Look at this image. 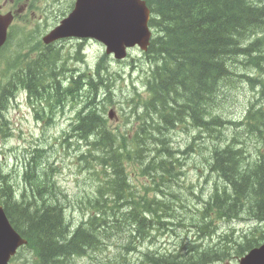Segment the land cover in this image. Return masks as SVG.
<instances>
[{
  "label": "trees",
  "instance_id": "1",
  "mask_svg": "<svg viewBox=\"0 0 264 264\" xmlns=\"http://www.w3.org/2000/svg\"><path fill=\"white\" fill-rule=\"evenodd\" d=\"M147 1L158 16V22L153 20L152 24L156 27L159 26L158 35L152 41L148 54L151 58L159 56L160 64L153 73L152 95L145 105L146 110L150 113L138 116L145 127L144 131L146 132L143 134L150 137L159 131L160 123L150 117V114L154 112L160 115L163 126H170L173 121L184 119L188 109L193 108V105H196V108L201 107V117L189 115L197 121L201 120L202 128L205 130V132L203 131L204 145L210 155L208 164L211 171L205 170L203 176L205 178L207 173L217 175L221 183L214 185L208 200H203L201 205L197 202L194 209L186 204L191 202V198L187 197L179 200L182 211L177 206L178 202H175L177 211L170 212L167 208L168 198L166 196L168 194L165 191L159 194V182L156 181V178H162L163 182L168 179H178V176L183 174L181 171L184 169L185 163L183 164L178 159V155L173 156L174 151H170L162 143H149L152 149L155 147L150 153L151 148L148 147V143L136 140L132 144L127 142L126 137L119 138L107 131L104 119L99 114L101 107L96 98L98 90L105 85L107 75L104 70L97 68L96 76L89 81L91 110L87 114L78 116L79 120L76 123L75 131L82 139L91 140L87 143L90 147L88 154H101L102 160L107 161V165L104 164V166L110 179L103 188L96 192L91 207L87 208L90 211L87 220H82L77 226H73L64 211V225L61 224V216L57 212L59 206L57 201L54 202L56 211L44 209L42 215L39 216L36 212L30 213L28 208H20L31 202L33 193L37 198H41L42 194L59 197L64 204L65 196L62 191L58 189V194L50 193L48 192L49 185L41 186L38 182L29 188L33 192L31 195L26 194V199H23L22 195L18 200L8 199L7 210L16 218L18 223L16 228L27 233L29 247L34 251L38 264H77L78 259L90 256L93 251L102 248L104 250L106 243L114 240L124 241L126 243L124 248L133 250L137 245L152 243L149 239L154 238L151 231L155 229L175 234L178 229L187 225L183 217H186L188 231L194 230L198 236L184 237L179 246L175 244L173 251L161 252L147 249L140 252L141 257L135 260L129 254L120 252L112 260H109L108 264H215L229 257L221 249L227 247L232 239L229 236H222L221 241L207 248H203L201 244L197 243L198 240L203 241L201 237L208 235L214 219H229L230 214L235 212L233 207L242 208L247 202H251L253 205L245 207L250 209L247 213L250 216H256L255 220L264 223V190L258 184L260 183L259 172L254 171L255 168L264 167V125H260L264 122V105L262 104L264 99V64L258 63V57L263 58L264 56V47L261 48L262 41L259 39L253 40L255 36L264 33V0ZM244 5L246 7L242 11ZM206 8H212L213 12L208 11L206 14L204 11ZM219 9L220 11H218ZM231 12H238L240 20L233 18ZM246 14L258 21L250 18L243 23ZM180 36L183 38L180 39ZM48 50L49 48L45 51ZM250 53H258L252 60L254 65L251 68L257 71L260 78H253L239 70L244 66L241 60L246 61V57ZM219 57L224 58L227 62L226 67L217 65ZM51 60L56 59L43 53V58L33 61L29 70L24 74L25 82L31 87H36L40 67H44L45 79L56 76V69L50 65ZM237 63L238 65H236ZM60 64L62 68L59 69L60 86L57 100L63 104L69 99L75 100L84 85L73 76L69 79L64 78L65 67L62 62ZM243 68L248 69L250 66L247 65ZM206 69L210 72L214 71L203 77L205 81H202ZM217 72H221V74L216 77L215 73ZM185 73L188 75L187 79L184 77ZM237 75L236 81L245 78L256 89L257 97L250 102L246 123L235 125L237 133H239L219 140L223 135L222 129L227 124L219 111L223 99H227L222 96L228 90V86H232ZM163 77L167 79L165 85L162 83ZM186 82L194 83L195 93L190 92V88L185 85ZM208 86H213L215 91L207 90ZM159 89L162 91L160 92ZM204 90L205 92H203ZM192 94L195 95V102ZM46 95L48 97L47 93ZM1 96L0 129L2 133L7 134L9 125L5 121V112L9 108L12 97L10 93L7 95L2 93ZM55 100V96L49 97L50 103ZM178 105H181L180 110H177ZM242 132L248 134H240ZM253 132H258L260 135L256 137ZM100 133H103L104 136L98 137ZM243 135L254 136L258 139L252 138L253 153L249 150L251 147L242 143ZM191 149L187 148L181 153L188 154ZM199 150L200 147L197 145L195 154H198ZM135 155L139 158L138 166L142 172L140 175L150 181L153 180L154 187L144 185V190L140 191L132 184L136 174L128 175L126 173L123 167V158ZM144 155L151 157L153 163L146 165L143 160ZM223 155L226 156L224 158L231 159L233 163L223 166ZM93 157L98 159L100 156L93 155ZM35 168H37V164ZM156 170H159V173L154 175L153 172ZM248 176L251 180L246 179ZM205 180L208 179L205 178ZM249 182L256 188L255 191L251 190L250 197L244 194ZM179 186L181 187V185ZM150 190H154L157 195H150ZM226 190L233 197L231 203L233 207L229 210L223 207L224 203L228 201ZM163 193L167 195L164 197ZM4 194L6 197V190ZM189 195H193L197 201L200 200V197L191 191H189ZM16 201H19V204H16ZM126 204L128 206L121 209ZM46 207L50 209L49 206ZM67 227L73 228L71 234H68L69 228L67 229ZM244 238L253 243L240 255L258 245L261 240L254 233L246 235ZM190 249L199 254L198 262H194L193 259L187 260L191 255ZM182 251H186V253L181 254ZM180 258L181 261H179Z\"/></svg>",
  "mask_w": 264,
  "mask_h": 264
},
{
  "label": "rangeland",
  "instance_id": "2",
  "mask_svg": "<svg viewBox=\"0 0 264 264\" xmlns=\"http://www.w3.org/2000/svg\"><path fill=\"white\" fill-rule=\"evenodd\" d=\"M70 5V2L68 0H63L62 4L57 8V12L51 14L50 16H45V20L48 21V23H57L59 20H61L64 13L67 14L68 7ZM219 7V6H216ZM246 5L243 6L242 11H244ZM264 8V7H263ZM211 8H206L204 11L206 14H208V11H212ZM220 11V9L218 10ZM213 12V11H212ZM233 13V18H236L240 20V16L238 12H231ZM252 19L255 20L251 15L246 14L244 17L243 23H245L246 19ZM156 20L158 18L156 17ZM242 23V24H243ZM47 25L43 22L40 24H35V21L31 16L27 17V20L22 21L18 23L17 31L13 29V37L16 41L15 44L19 43L18 48L22 49L24 46V41L27 43L33 42L36 40L42 39V37L48 33L49 31L47 29ZM19 31V32H18ZM27 35V38L25 36ZM182 39L183 37H179ZM236 40V39H234ZM61 47L64 49L65 53H69V60L67 61V65L71 67L74 70L80 71V73L89 70V69H95L98 68L99 64H102L103 66H100L101 70L105 71V74L107 72L110 74V79L112 81V87H111V96L113 100L116 102L112 106H109L108 110H114V116L113 120L115 123H118L122 130L128 129L133 132V134L136 136L137 133L141 137L144 136V128L143 127V121L138 118L139 115H141V106H142V100L145 98V90H144V81L147 74L150 72V69L152 71H155L160 62L157 58H152L148 61V59L144 56L141 51L138 49H134L130 52V55L128 58L121 62V63H113L109 61L108 59H102L103 55L105 54V47L93 40H66L59 43ZM81 47L84 49L85 58L84 61H79L77 59V51ZM17 47V46H16ZM264 47V42L261 44V48ZM258 53H250L246 57V61L243 60L242 63L244 64L243 67H246L249 65L252 67L254 63L252 62L254 56H256ZM102 60V61H101ZM219 61V62H218ZM217 65L226 67L227 62L224 60V58L219 57L217 60ZM262 65L264 64V59L261 58L259 61ZM216 63V62H215ZM248 63V64H247ZM50 65L54 69H61L62 66L60 64V61L58 60H51ZM197 67H199L198 62H196ZM242 67V68H243ZM240 70V69H239ZM214 70L210 72V70L206 69V72L202 76V81H205L203 77H206L209 73L212 74ZM239 73V71H238ZM221 72L215 73V76H219ZM21 75V72H18L16 75L15 80H19V77ZM184 77L187 79L188 75L185 73ZM238 76L235 77L237 79ZM85 80L87 78L84 77ZM199 77L197 78V80ZM167 82L166 77L162 78V83L165 85ZM238 81H235L233 86L237 84ZM194 84V83H193ZM193 84L185 83L186 86L190 88V92L195 93L196 92V86H193ZM108 86V85H107ZM213 89L215 91V88L213 86H208L206 88ZM161 92L162 90L159 89ZM198 92V91H197ZM205 92V90L203 91ZM230 92L226 94L227 97ZM232 93L236 95V98L234 101L230 103V109H229V117L234 120H241L242 117L245 114V108L248 104V100L252 98L253 93L249 91V89L244 85L242 88L233 89ZM191 95V94H190ZM194 94H192L193 96ZM198 95V94H196ZM22 100V101H21ZM194 102L196 101L195 95L193 96ZM19 101L20 107L16 109H10L8 112V119L11 123H15L16 128V137L12 140H10L6 146L7 147H13V146H23L24 149L30 145H34L35 143L41 141L46 146V153L49 154V161L50 164H54L56 168H58V173L56 171H52L48 169L46 166L35 168L33 164H29L27 167V172L29 173L28 177L32 181V183L35 185L37 182L43 186V185H49L50 188L48 189V192L50 193H56L58 194V188L57 183L62 185V187L68 192L70 196V201L67 203V214L69 216L70 224L76 226L78 225L82 220L84 221L87 217L88 210L87 208L93 203L94 197H95V189L100 187V183L94 182V176L92 173H90L88 170L83 168V165L79 163L77 154L80 149L85 150L86 147L84 144L88 143L91 140L88 139H81L79 142H75L73 138H78L77 136L72 134L71 131V119L72 117L67 116L66 118H60L58 120V123L54 126H46L45 124H37L34 122L31 116V111L29 107L26 105V97L21 98ZM15 104V102H14ZM252 108L253 105L251 104ZM193 108L188 109L187 113L185 115H194L197 118L202 115V111H200L201 107L196 108V105L192 106ZM181 109V105L177 106V110ZM147 112V111H146ZM159 117V116H158ZM189 116H186L183 121H186ZM142 121V123H141ZM141 126V127H140ZM140 128V130H139ZM190 129V128H189ZM231 127H228L227 134L231 135L233 131L231 130ZM193 134V133H191ZM254 135H257L258 132H253ZM101 135V133L99 134ZM153 135V134H152ZM199 136L200 132L194 134V136ZM251 138H255L254 136H250ZM185 133H182V127L174 128V131L172 132L170 129L167 131L160 130L158 134H156L152 140L158 142V143H168L169 147L173 150H179L180 152L185 149L187 144H190L189 142L184 141L185 139ZM1 140V139H0ZM172 140V141H171ZM65 141L69 142L67 148L69 154H65L61 150V145L66 146ZM178 144L176 146L173 145V143ZM205 138L200 137L198 145L200 147V152L198 154L194 153H188V154H179L178 159L184 164H187L186 173L182 174L180 176V179H168L167 181L163 182L162 178H156V181L159 182V194L162 192H166L168 196H166V193H163L162 195L168 198V210L172 213L176 212L177 209L175 208V202L177 203V206L181 209V203L179 200L184 199L186 195H188L189 190H195L197 191L200 196L203 197V200H207L210 192L213 191V187L216 184H220V179L217 175H210L209 173L205 174V178L208 179L206 183H203L204 178L202 176V172H200L199 178L200 181L197 180V171L196 168H202L205 169L206 166V159L209 157L208 150L205 149ZM249 147L253 148L254 144L246 143ZM191 145V144H190ZM2 145L0 144V148ZM148 147H150L148 143ZM151 148V147H150ZM155 148V147H154ZM153 148V149H154ZM192 148V146H191ZM174 156L178 154V151L173 152ZM223 158L226 156H222ZM98 160L102 163L107 165L106 160H102V155L98 158ZM143 160L146 163V165H150L153 162L151 161V157L144 155ZM233 162L231 159L224 158V161H222L223 166L231 165ZM201 170V169H199ZM206 171H211L209 164L206 167ZM255 172H259L260 176V183L259 187H261L264 190V167L259 169H254ZM154 173H159V170L154 171ZM247 180H251V178L248 176L246 177ZM184 183V187L179 186V182ZM257 181V179H256ZM132 184L139 188L143 189V185L147 184L148 186L154 187L153 180L148 181L144 177H135V180L132 182ZM36 188V186H34ZM226 188V187H225ZM256 190L254 188L253 184L251 182L247 183V189L244 191V194L248 197L251 196V190ZM151 195H157L154 190L149 191ZM174 195V196H173ZM173 196V197H172ZM226 196H227V202L224 203V206L226 210L231 209L233 206H231V203L233 201V197H231V193H228V190H226ZM264 196V195H263ZM165 198V199H167ZM192 198V203L195 204L197 202L194 197ZM55 201L58 202V208L57 212H59V215L61 216V224H63V212L66 211V208H64V204L62 200L57 197L49 196L48 194H42L41 198L35 197V193L31 196V202L25 206L22 205L20 208H28L30 210V213L36 212V214L42 215V213L45 210H51L56 211ZM16 204H19V201H16ZM53 204V206H51ZM110 204V202H108ZM246 205H253L251 202H247ZM46 206H49L50 209H48ZM128 204H126L123 208L127 207ZM91 207V206H90ZM253 208V206H252ZM250 209L244 208V207H238L234 208L233 211L235 212H249ZM198 213V211L196 210ZM257 218L256 216H253ZM24 218V217H23ZM183 220L186 222L187 225L181 227L179 231H176V235L172 234L170 232H165L164 234L160 235V237L153 242V244L145 243L142 244V246L137 245V251L138 252H144L147 249L157 250V249H165V248H172L173 243L177 244L178 246L181 244L184 237L186 238V234L190 236H193L192 233L187 232L189 227L188 223L186 221V217H183ZM246 220H233V221H222L218 224V229L216 234L212 237V239H206L204 240L205 244H214L218 241L219 236L222 234H234V237H239L240 239V246L237 248L239 251V254L249 247L253 242L249 239L241 237V235L248 233L252 231L254 228L257 227L256 223ZM64 225V224H63ZM69 228V229H68ZM68 234H71L73 232L72 227H67ZM181 230H186V232H180ZM115 231V230H114ZM202 231H205L202 229ZM256 234L258 235V238L264 239V229H260L257 227L255 229ZM125 242L122 240H114L112 242L106 243V248L103 250H98L94 255L90 254V257L86 260H82L79 262V264H108L109 260H112L118 253H125L126 250L124 248ZM177 246V247H178ZM103 250V251H102ZM102 251V252H101ZM94 252V251H93ZM92 252V253H93ZM191 255L188 257L187 260L193 259L194 262H198V253H194L191 251ZM236 252L235 245L231 247H225L224 254H227L229 256H234V253ZM129 253V252H128ZM186 253V251H182L181 254ZM238 254V255H239ZM130 255L136 259L138 256L137 252H131ZM234 259V258H233ZM186 260V262H187ZM237 260V259H236ZM181 261V258L180 260ZM178 261V262H179ZM229 264H236L234 260H232Z\"/></svg>",
  "mask_w": 264,
  "mask_h": 264
},
{
  "label": "water",
  "instance_id": "3",
  "mask_svg": "<svg viewBox=\"0 0 264 264\" xmlns=\"http://www.w3.org/2000/svg\"><path fill=\"white\" fill-rule=\"evenodd\" d=\"M134 5V0H127L126 6L130 7ZM108 17L102 18V23L99 25L101 27L102 31L112 32V27L107 22ZM124 19V17H123ZM120 20V18L118 19ZM75 24V20L72 21V25ZM4 28V25H1L0 27V43H3L5 41L4 32H1ZM124 28V27H123ZM57 34V33H56ZM6 234L10 238H16L18 239L17 234L10 228H6ZM13 241L11 239L4 240L1 233H0V261L2 264H6L7 259L9 258L10 253H14V247L12 245ZM241 264H264V247L256 252H252L249 256L246 257V259H243Z\"/></svg>",
  "mask_w": 264,
  "mask_h": 264
},
{
  "label": "bare ground",
  "instance_id": "4",
  "mask_svg": "<svg viewBox=\"0 0 264 264\" xmlns=\"http://www.w3.org/2000/svg\"><path fill=\"white\" fill-rule=\"evenodd\" d=\"M259 60H258V63L260 65H262L259 61L261 59V57H258ZM263 59H264V56H263ZM244 59L241 60V62L243 61ZM243 64V63H242ZM238 65V63L236 64ZM239 71V70H238ZM238 74V72H237ZM107 75V74H105ZM238 76V75H237ZM236 81V79H235ZM234 81V82H235ZM233 82V84H234ZM20 84V83H19ZM232 84V86H233ZM21 86V85H20ZM22 87V86H21ZM226 93L223 95V96H226V94L229 92V90L225 91ZM222 96V97H223ZM77 98V97H76ZM252 107V106H251ZM260 125H264V122L260 123ZM82 139V138H81ZM174 156V154H173ZM20 164H18L19 166L15 169L16 171L14 172H11V173H6L5 171H1L0 174L1 176L3 177V180L5 182V189L4 191L6 190V193H7V190L13 186V195H9L8 197H6V200L8 201V199H12V200H18L20 195H22L23 199L25 198L26 199V194H30L33 192V191H30V187H32L34 184L32 183V181L29 179L28 175L29 173L27 172V168H23L22 170H19L23 164H22V161H19ZM19 170V171H17ZM4 177H6V179H4ZM67 214V213H66ZM68 216V214H67ZM88 218V214H87V217L85 218V220H87ZM84 220V221H85ZM68 221H69V216H68ZM74 226V225H73ZM77 226V225H76Z\"/></svg>",
  "mask_w": 264,
  "mask_h": 264
},
{
  "label": "flooded vegetation",
  "instance_id": "5",
  "mask_svg": "<svg viewBox=\"0 0 264 264\" xmlns=\"http://www.w3.org/2000/svg\"><path fill=\"white\" fill-rule=\"evenodd\" d=\"M20 85L23 87V88H26L29 90V92H34L35 90L37 91H40V92H44L46 90L45 86H44V78L43 77H40L38 80H37V86L36 87H31L30 85H28L27 82H25V76H22L20 78ZM53 95V96H56V94H54L53 92H49L48 93V98ZM3 178V177H2ZM4 179H6V177H4ZM7 180V179H6ZM9 195H13V186H11L8 190H7V193H6V197H8ZM8 203V201H7Z\"/></svg>",
  "mask_w": 264,
  "mask_h": 264
}]
</instances>
